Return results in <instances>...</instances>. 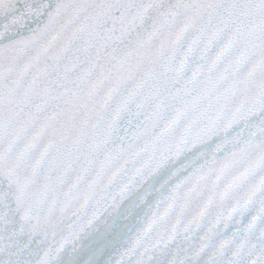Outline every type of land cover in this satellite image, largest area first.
Listing matches in <instances>:
<instances>
[{
  "label": "snow or ice",
  "instance_id": "snow-or-ice-1",
  "mask_svg": "<svg viewBox=\"0 0 264 264\" xmlns=\"http://www.w3.org/2000/svg\"><path fill=\"white\" fill-rule=\"evenodd\" d=\"M0 264H264V0H0Z\"/></svg>",
  "mask_w": 264,
  "mask_h": 264
}]
</instances>
